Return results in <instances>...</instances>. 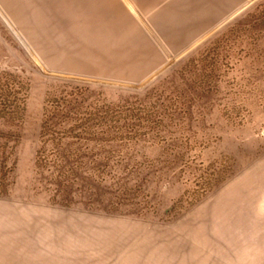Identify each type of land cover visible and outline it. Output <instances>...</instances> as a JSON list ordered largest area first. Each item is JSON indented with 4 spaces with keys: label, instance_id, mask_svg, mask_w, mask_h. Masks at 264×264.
<instances>
[{
    "label": "rangeland",
    "instance_id": "1",
    "mask_svg": "<svg viewBox=\"0 0 264 264\" xmlns=\"http://www.w3.org/2000/svg\"><path fill=\"white\" fill-rule=\"evenodd\" d=\"M188 5L0 0V264H264V0Z\"/></svg>",
    "mask_w": 264,
    "mask_h": 264
},
{
    "label": "crops",
    "instance_id": "2",
    "mask_svg": "<svg viewBox=\"0 0 264 264\" xmlns=\"http://www.w3.org/2000/svg\"><path fill=\"white\" fill-rule=\"evenodd\" d=\"M130 14L137 17L144 29H190L192 21L189 8V0H120ZM244 0H241V2ZM239 3V2H238ZM205 7V5H204ZM209 25L196 26L199 30L192 36V40L183 43L193 44L194 40L202 37L207 30L212 29L211 18ZM155 39V38H154ZM156 41V40H155ZM157 44L159 42L157 41Z\"/></svg>",
    "mask_w": 264,
    "mask_h": 264
},
{
    "label": "trees",
    "instance_id": "3",
    "mask_svg": "<svg viewBox=\"0 0 264 264\" xmlns=\"http://www.w3.org/2000/svg\"><path fill=\"white\" fill-rule=\"evenodd\" d=\"M10 92L9 81L7 79L3 81L2 78H0V113L5 114L14 111L11 107H8ZM16 94L17 92L15 90V95Z\"/></svg>",
    "mask_w": 264,
    "mask_h": 264
}]
</instances>
